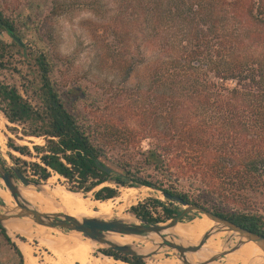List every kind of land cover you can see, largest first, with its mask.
Wrapping results in <instances>:
<instances>
[{"label": "trees", "instance_id": "1", "mask_svg": "<svg viewBox=\"0 0 264 264\" xmlns=\"http://www.w3.org/2000/svg\"><path fill=\"white\" fill-rule=\"evenodd\" d=\"M50 2L49 14L33 28L34 42L0 6V114L13 136L6 145L31 159L9 153L15 168L37 184L58 175L69 191L98 201L117 198L122 188H152L264 236V213L252 206L253 198L264 196V0H162V16L150 3L157 41L147 42L161 50L150 57L116 55L115 76L105 77L94 94V87L65 80L64 57L45 29L68 5ZM16 55L22 69L13 65ZM141 68L143 87L126 101L123 88ZM12 71L20 89L1 78ZM181 211L167 199L130 208L149 223ZM0 236L24 264L1 225ZM100 252L146 264L110 249Z\"/></svg>", "mask_w": 264, "mask_h": 264}, {"label": "rangeland", "instance_id": "2", "mask_svg": "<svg viewBox=\"0 0 264 264\" xmlns=\"http://www.w3.org/2000/svg\"><path fill=\"white\" fill-rule=\"evenodd\" d=\"M66 2L68 5L66 6L68 7V10L57 18L48 20L45 30H50L53 33L56 41L55 47L57 51L64 57V67L62 68V71L65 74V80L68 83H74L75 85H78L80 87H94L92 89V94H94L95 92L97 93V91L94 90L98 87V85H100L101 82L104 81L105 77H107V79L110 81L115 76L117 72V64L114 62V59H117L116 55L140 52L143 55L150 57L152 56L154 51L157 52L155 50L157 47H159V49L161 50L159 43L155 47H152L147 41H151V44L157 41V39L153 37L154 31H152L151 29L153 25L151 21L154 19V17L149 12V4L155 3L160 6L162 0H66ZM0 6L3 9L4 13L15 21L16 27L20 31V33L24 35V39L26 41L34 42L35 35L32 33L33 28L38 25L43 19H45V17L49 14L51 9V2L50 0H0ZM160 9V14L162 16V5L160 6ZM159 32L162 35V28H160ZM2 39L7 44H10L12 40L5 33H3L2 35ZM154 39L156 41H154ZM13 59V65H15L17 68L22 69V66L20 65L18 60V56H13ZM145 72V68L138 69V71H136L130 79L128 85L123 88L122 94L125 95V97L128 99L126 101H131L133 99L132 95L137 86H142L141 81L144 80ZM1 78L9 83L17 85L20 89L21 80L15 71H12L10 73L3 72ZM113 94L114 93L112 92V94H108V96H111ZM113 96V103L120 102L119 97L116 96V98H113ZM129 114L131 117H133L131 111H129ZM0 128V159L4 160L8 167H15L14 162L9 157V153L14 155L15 157H20L22 160L31 161L30 158L20 156L18 153L13 152L7 147V136L12 135L7 131L6 120L1 114ZM32 141L37 144L42 143L37 139H33ZM148 141L151 142V140ZM148 141L145 142V146H147ZM16 142L19 144H28L29 146H31V143L27 141L17 140ZM19 166H22V164L19 163ZM25 177L29 179L28 176ZM50 178L55 182L56 185L58 184L62 186L69 194L78 195L82 199L89 200L91 204V207L89 209V217H98L102 219L104 217V219H114L119 218V216L122 217L123 215L131 216L133 214L130 212V208L139 203H147L149 204V207L150 205H152L153 201L166 203V199L154 189L146 187H140L136 189L122 188L120 190L119 196L115 199H111L115 207L111 209L112 211L111 213H109L110 215H102L99 210V204L101 203V201L94 200L91 194L84 196L81 193L69 191L64 184V180L58 175H53ZM18 183L19 185H23L21 182ZM44 184H46V181L40 183V185ZM0 191L8 192L1 179ZM134 191H136V195H132ZM32 194L36 198L38 204L45 207L43 203L38 199L36 194L33 192ZM4 195L6 196V194ZM3 200L6 202V204L13 205V202L7 196L5 200L0 194V202H2ZM93 201L94 203H92ZM252 206L258 207L260 212L264 213V196L253 198ZM178 209L181 211L183 209V206L178 205ZM151 210H153V208ZM55 213H66L71 216H75V214L77 213L78 217H87L75 209L64 206L55 207ZM152 213L153 216L156 217L158 216V213L161 214V210L158 208V210L153 211ZM188 215L189 216H185L184 218H182L176 227L184 226V228L196 232V234L199 236L196 241H190L184 238L187 243L196 244L204 234H201L200 232H202V229L204 231L206 222L211 223L213 221H210V219L203 215ZM133 218V223H139V221L135 217ZM28 223H30L28 220H21L18 221L17 224H19V226L28 228L30 227L31 234L29 236H23L17 233H9L12 236H10L12 241L17 242V245L22 254L24 247L22 245H27L32 250L34 256L38 259V264H54L52 263V261H54L58 257L49 248L43 234L39 233L41 234L39 235L37 233L38 228L42 226L32 223H30L29 225ZM41 230L45 231L48 236L50 235V237L61 240L70 246L71 244L68 242L74 243L76 240H80L81 242L90 241L84 238L81 234L74 232H60L50 228H47L46 230L41 228ZM62 236H67V238H64ZM213 241L216 242L218 240L210 237L206 241L205 245H208V243H213ZM92 244H94V246ZM87 245L89 246V251L84 254L85 256L82 255V257L79 259H74L73 256L67 255L65 251H63V255L61 257L62 259L65 258V261L67 259V263L65 262V264H88L93 262V258L95 260L96 258H99V256L107 257L100 252V250L106 249L105 247L96 243H87ZM133 245L136 248H141L148 244L134 241ZM223 246L224 244L218 247H214L204 255H196L191 261L193 262L196 259L208 256L210 253L220 250ZM228 256L234 257V255L229 253L225 255L222 260L227 259ZM165 259L170 262L169 264H181V262L177 260L172 252L157 255L150 260H146L145 263L162 264ZM222 260H220V262ZM0 264H18L17 255L13 252L10 246L5 243L1 236ZM24 264H26L25 261Z\"/></svg>", "mask_w": 264, "mask_h": 264}, {"label": "water", "instance_id": "3", "mask_svg": "<svg viewBox=\"0 0 264 264\" xmlns=\"http://www.w3.org/2000/svg\"><path fill=\"white\" fill-rule=\"evenodd\" d=\"M14 38L19 41L16 37ZM0 179L13 199V205L6 204L4 200L0 202V225L5 229L6 227L4 224L6 222L16 223V221L28 220L32 224L60 232L68 231L81 234L84 238L101 245L106 249L119 252L129 257H138L143 261L152 259L157 255L172 252L181 264L220 263V260H222L225 255L238 250L248 241L256 243L264 253V236L244 229L228 219L215 215L212 212L207 211L204 207L190 204L179 197L157 190L156 191L159 192L165 199L170 200L177 205L183 206L180 214L164 223H149L146 220L131 215L139 221V223H131L124 221L120 217L114 219H102L98 217H83L81 219H77L66 213L41 212L23 198L19 191V187L32 186L36 191H39L41 190L42 185L27 179L14 166L7 168L2 164L1 159ZM18 182H21L23 185H19ZM188 214L206 216L215 224L213 228L208 229L202 235L201 239L196 244L187 243L185 239L181 238L174 232V229L179 224L180 220ZM224 231L227 232L229 236L223 238L224 246L221 247L219 251L210 253L208 256L195 263L188 261L187 256L195 255L201 252L206 241L214 235V233ZM109 233L144 238L152 243L154 248L147 252H141L130 245L118 244L109 240L107 237ZM154 237L158 238V241H155L153 239Z\"/></svg>", "mask_w": 264, "mask_h": 264}, {"label": "bare ground", "instance_id": "4", "mask_svg": "<svg viewBox=\"0 0 264 264\" xmlns=\"http://www.w3.org/2000/svg\"><path fill=\"white\" fill-rule=\"evenodd\" d=\"M0 143H1V138H0ZM27 187L29 189L26 187H23V186L19 187V191H20L21 195L23 196L24 199H26L30 204H32L37 210H39L41 212L55 213V207L64 206V207L75 209L78 212H80L81 214H83L84 216H87V217L90 216L89 209L91 207L90 206L91 204H90L89 200L82 199L78 195L69 194L67 191H65V189L62 186H60L58 184L56 185L55 182L51 178L47 179L46 184L42 185L41 190H39V191H36L34 189V187L33 188L30 186H27ZM30 190L36 194L38 199L43 203V205L46 208L41 206L40 204H38L36 198L34 197V195L32 194V192ZM4 192L0 191L1 196L5 200H6V196H7L13 202V199L10 196V194L6 191H4ZM4 194H6V196ZM132 195H136V191H134ZM139 195H141V194H139ZM92 203H94V201ZM113 207H115V206L112 203L111 199L101 201V203L99 204V210H100V213L102 215H108L109 213H111V211H112L111 209ZM73 217H75L77 219H81V217L77 216V213ZM120 218L123 219L124 221H127V222H131V223L134 222V218L130 215H125V216L123 215ZM17 223H18V221H17ZM17 223L6 222L4 225H5V227L9 233H17V234H20L23 236H29L31 234L30 227L28 228V227H24V226H19V224H17ZM28 224L30 225V223H28ZM213 227H214L213 222H211V223L206 222L204 231L202 229V232H200V233L203 234L208 229H211ZM41 228H43L45 230L47 229L46 227H43V226L39 227L37 233L43 234L45 241L48 244L49 248L58 257L57 259L52 261V263H54V264H65L67 259L65 261V258L62 259V257H61L63 255L62 254L63 251H65V253L67 255L73 256L74 259H79L82 257V255H84L85 253H87V251H89V248H88L89 246L87 245V243H90V244L94 243L92 241L81 242L80 240H76L74 243L67 241L68 243L71 244V246H70L61 240H58L56 238H52V237H50V235L48 236V234L45 231L41 230ZM174 232L177 235H179L181 238H183V239L185 238V239H188L190 241H196L199 238V236L196 234V232H194L193 230L186 229V228H184V226L183 227L182 226L176 227L174 229ZM39 235H41V234H39ZM228 236H229V234L225 231L214 233V235H212L211 237L213 239L218 240V241H216V242L213 241V243H208V245H204V248L198 254L187 256L188 261H190L191 263H195V262L201 260L202 258L206 257V256H204V257H201L199 259L194 260L193 262L191 261L194 259V257L196 255H204V254L208 253L212 248L218 247V246L224 244L223 238L228 237ZM62 237L67 238V236H62ZM107 237L109 240H111L115 243L123 244V245L127 244V245H130L132 247H134V245H133L134 241H139V242H142L144 244H148V245H145L144 247H141V248L134 247L135 249H137L138 251H141V252H147V251L154 248L153 245H149L152 243H150L148 240H146L144 238H140V237L129 236V235H119V234H114V233H109ZM153 239L155 241H158V238H156V237H154ZM15 243H17V242H15ZM81 244H83V245H81ZM74 245H79V246H74ZM92 245L94 246V244H92ZM22 246H24L23 247V258H24L25 263L26 264H38V262H37L38 259L34 256L32 250L27 245H22ZM231 254L234 255V257H239L240 259L228 256L227 259L222 260L220 263H214V264H264V253L258 247V245L252 241L246 242L238 250L232 252ZM92 260H93V262H91V263H88L87 261L86 262L88 264H125L123 262L115 261V260L111 259L110 257H103V256L102 257L99 256V258H96L95 260L93 258ZM148 260H150V259H148ZM49 263H50V261H49ZM169 263L170 262L167 259H165L162 262V264H169Z\"/></svg>", "mask_w": 264, "mask_h": 264}]
</instances>
